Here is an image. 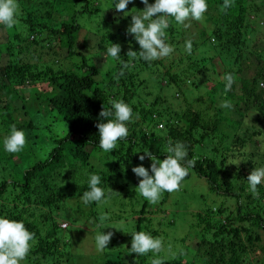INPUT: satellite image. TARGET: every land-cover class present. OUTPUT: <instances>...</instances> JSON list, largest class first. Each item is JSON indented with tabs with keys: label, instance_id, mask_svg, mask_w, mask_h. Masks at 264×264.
<instances>
[{
	"label": "trees",
	"instance_id": "1",
	"mask_svg": "<svg viewBox=\"0 0 264 264\" xmlns=\"http://www.w3.org/2000/svg\"><path fill=\"white\" fill-rule=\"evenodd\" d=\"M74 1L17 0L16 25L12 29L0 25V31L6 36L5 41H0V88L11 87L17 97L24 98L23 90L28 91L42 82L40 86L45 84L49 90L43 109L49 108L67 127L62 137L50 143L46 156L21 170L18 177L14 178L10 169L3 173L4 168H0V217L22 221L34 234L30 252L21 264H57L62 257L65 262L69 259L71 236L68 232L72 227H58L49 217L57 211L55 207L62 199V190L72 187L82 194L87 190V184L81 185L80 175L76 173H70L71 181L55 190L69 167L94 169L101 178L98 186L104 190L105 197L113 192H124L133 201L139 178L131 169L143 164L150 171L151 165L150 158L140 161L139 155L148 150L162 160L166 158L169 141L182 142L187 158L195 159V166L188 170L186 178L193 172L222 199L217 206L193 215V224L210 232L199 236L194 248L197 260L188 264H264V183L257 186L259 195L253 196L247 182L252 170L264 167V150L259 149V137L264 135V47L259 45L264 43V0H234L233 6L224 12L220 10L223 0H206L208 12L204 20L188 21L193 32L190 27L184 28L169 18L165 42L174 52L152 62L126 56L129 48L140 50L126 30L131 23V13H139L145 7L141 0H131L127 13L102 14L108 32L100 35L99 43L121 46L120 59L107 58L108 66L104 71L94 63L93 54L103 51L106 55L108 46L93 50L86 44L85 34L83 44L77 47L80 25L76 19L83 13L98 14L105 1L111 10L118 0H86L84 8L64 16L62 11L73 7ZM154 2L149 0L150 4ZM189 40L191 54L184 50V55L182 44ZM201 47L207 54L198 58L196 51ZM165 59L167 64L163 62ZM121 61L129 63L130 67L124 69V75L117 80L114 77L122 68ZM218 62L225 69L221 78L206 86L203 94L195 93L202 71L215 74ZM226 73L235 77L227 92ZM97 75L101 80L96 79ZM161 79L166 80L165 85L160 84ZM184 82L191 84L193 90L183 88ZM166 86L176 92L169 97L161 94ZM217 95L236 106L233 116H223L216 104ZM113 100L127 103L134 119L127 124L128 137L118 141L116 149L104 152L99 146L96 125L103 119L99 117L102 107L111 109ZM17 111L18 108L11 109L8 103L0 106V125L9 131L12 125L22 131H37L34 122L44 118L43 113L34 114L21 124L17 121ZM251 115V127L247 128L245 120ZM223 122L229 124L232 133L224 129L218 133ZM225 140L230 143L226 144ZM28 149L35 154L34 148L28 147L26 151ZM6 156L10 160L14 153L6 152ZM96 157H100L106 170L91 164V159ZM25 158L31 157L25 155ZM230 159L241 162L238 166L229 165ZM113 167L118 171L117 176L124 175L121 178L124 184L113 182ZM107 189L112 190L106 194ZM144 200L140 201V210L134 209L133 202L128 200L136 215L133 231L155 237L157 230L149 228L154 223L155 211L145 213L148 203ZM89 206L95 216L93 208L97 203ZM44 207L50 210L41 212ZM68 212L63 210V215L70 216ZM76 220L75 217L73 221ZM58 232H65L64 240ZM124 239L118 237L116 246V240L110 244L113 250L105 251L99 264H151L156 256L162 258L164 264L174 262L175 255L171 256L169 250L162 249L159 254L130 253L132 237L128 242ZM59 243H68L66 253L56 251L55 245ZM257 251L261 254H256ZM125 252L129 253L127 259Z\"/></svg>",
	"mask_w": 264,
	"mask_h": 264
},
{
	"label": "rangeland",
	"instance_id": "2",
	"mask_svg": "<svg viewBox=\"0 0 264 264\" xmlns=\"http://www.w3.org/2000/svg\"><path fill=\"white\" fill-rule=\"evenodd\" d=\"M85 5L86 0H76L74 1L73 7L63 10L62 14L64 16L69 15L73 12V10H80V8H84ZM109 9L110 8L108 5H106L105 1L101 5L100 12L98 14L90 15L83 13L77 16L76 22L80 25L77 47H80L81 44H83L85 34L87 35L86 44L88 46H92L93 50H103V48L108 46L106 43H102V45L99 43L100 35L108 32V30L105 28L104 22L101 19L102 14L105 13L108 15L109 13H120L117 12L114 7H111V10ZM190 31H194L192 27H190ZM5 40L6 36L2 30L0 31V41ZM259 45L264 47V43H260ZM182 47V52L185 55V45L182 44ZM204 50L205 49L201 47L198 51H196L198 58L206 53ZM105 57L106 55L103 51H98V53L93 54L94 63L98 68L101 69V71H104L108 66V62L106 61ZM163 62L167 64L168 61L165 59ZM216 70L217 72L215 74L209 73L207 70L202 71L200 75V82H198L196 88L192 87V85L187 82H184L182 87L188 89L194 88L196 90L195 93L201 95L207 89L206 86H211L213 83L212 81H214L216 78H221L225 69L224 66L218 62ZM96 79L101 80L99 75H97ZM164 81L166 80L161 79L160 84L165 85ZM8 83L11 85L13 82ZM40 84H42V82H38L37 85L31 86L30 90L28 91L23 90L22 94L24 98L17 97L16 90L11 87L8 90L0 88V106H2L4 103H8L11 109L18 108L17 121L19 123L22 124L30 116H33L37 113H43L44 115V118H39L34 122V124L37 126V131H23L26 136L25 149L19 153H14V156L10 160L7 159L6 151L4 150L3 145V139L5 136L10 134V131L6 129V126L0 125V168H4L3 173L10 169L13 172L14 178L18 177L21 170L32 165L36 160L43 159L50 149V143L53 142L55 138L62 137L67 131L65 123L63 121L60 122L57 116L53 114L49 108L43 109V104L46 102L45 94H47L49 90L45 87V84L41 86ZM173 92L176 91H174V88L169 86H166L164 90H161V94H164L165 96L167 95V97L171 96ZM181 94L182 93L179 94L178 98L181 97ZM215 99L217 107L221 108V113L224 117H230L236 113V106H234V104L230 102L232 107L225 108L221 106L222 102L225 101L221 96L217 95ZM22 104L25 106L23 107ZM251 122L247 124V128L251 127ZM228 125L229 124H224V122L220 124L218 133L221 134V132H223L222 129H224L226 133H232ZM159 127H161V125ZM244 127H246V125H244ZM259 127L261 126L259 125ZM220 136L222 135H219V137ZM259 140V149L262 152L264 148H262L261 145H264V135H261ZM225 142L226 144L230 143L227 140H225ZM28 147L34 148L35 154L31 152L30 149L26 151ZM25 155H29L31 158L27 159L25 158ZM91 164L97 168H104V170H106L104 164L101 163L100 157L91 159ZM70 173H76L80 175L81 185L87 184L90 175L98 174L97 171H94V169L91 170L90 167H69V170L66 172L67 175H63L61 177L62 181L58 186L55 187V190H59L62 185L71 181ZM112 174L113 182L116 184H124V181L121 179L124 175L120 174V176H117L118 171L114 167L112 168ZM74 176L75 181H77V176ZM74 183L77 184V182ZM71 188L69 187L65 191L62 190V199L55 207V210L57 211H54L53 214L49 216L55 220L54 222L58 227H61V224L64 225L66 223L68 224V227H72V229L68 232L71 236V249H68V243H59L55 245L56 251L63 250V252L66 253L68 249L71 252V254H69V259L65 262L64 258L62 257L57 264H99V258L104 255L105 251L107 252L110 249L113 250V247L118 244V240H116L118 237H125V242H128V239L131 238L129 235H131V232H133V224H135L133 219L136 216L133 214L132 209L134 207V209L140 210V201L144 198L137 192L136 198L132 201L131 196L126 197L124 192H113L111 195L104 197V199L97 203V206L93 208L96 209V214L94 216V214H91L92 208L89 205H84L81 201L80 197L82 196V193H80V191L77 189ZM109 190L112 189H107L106 194ZM53 196H51V198ZM128 200L133 202V207L132 202L130 203ZM144 201L147 200L145 199ZM221 201L222 199L217 194L210 191L207 182L195 175L193 172H191L188 178L182 181L181 187L178 191L172 193L164 192L162 194V198L156 204H149L147 201L148 207L145 213H147L149 210L155 211L153 212L154 223L149 225V228L157 230V234L154 238H159L162 240L163 250H169L171 256L175 255L173 257V264H188L192 260H197L194 248L196 247L199 238L202 237V235L205 236V234H208L210 231L208 230L206 232V230H204L201 225L197 226L196 224H193V215L198 211L204 210L205 208L217 206ZM49 210V208L44 207V210L41 212L44 213ZM63 210L64 212L65 210L69 211L68 213L70 216L66 217L63 215ZM100 216L107 217V219L104 221V227L100 226ZM75 217L78 219L76 222L73 221ZM48 221L50 224L51 221ZM103 231H111L113 236L110 240L108 248H106L103 252H97L95 249L94 237L97 232ZM57 235L61 239H65V232H62V234L58 232ZM124 241L123 243L119 241V244H125ZM112 243L115 244L113 247L110 246ZM163 250L161 252H163ZM169 253H166V255H169ZM128 254V252H125V259L128 258ZM256 254L260 255L261 253L259 254V251H257ZM170 255L169 257L171 258Z\"/></svg>",
	"mask_w": 264,
	"mask_h": 264
},
{
	"label": "clouds",
	"instance_id": "3",
	"mask_svg": "<svg viewBox=\"0 0 264 264\" xmlns=\"http://www.w3.org/2000/svg\"><path fill=\"white\" fill-rule=\"evenodd\" d=\"M131 0H118L114 3L117 12L127 13V6ZM145 5L139 13H131V23L127 28V33L132 35L139 44L140 50L134 51L131 48L126 56L131 59L137 57L146 62L169 57L174 48L167 44L166 29L170 26L169 18H173L177 25L184 28L190 27L191 20L203 21L204 14L207 12L208 4L206 0H141ZM234 0H223L220 8L222 12L233 6ZM19 5L17 0H0V25L7 29H12L17 23ZM192 43L187 41L185 51L191 54ZM121 46L113 43L106 48V57L112 60L120 59ZM122 68L114 77L119 79L124 75V69H128L130 64L121 61ZM225 92L231 90L235 77L232 73L224 75ZM111 109L102 107L99 112L100 122L97 123L99 134V146L104 152H110L117 148V142L126 139L129 134L128 122L133 121L132 108L120 100L111 101ZM222 107L231 108L228 101H223ZM255 114V113H254ZM252 114V115H254ZM252 115L245 120V124L251 122ZM109 117H112L109 119ZM138 119V116L136 117ZM4 150L8 153H19L26 145V136L22 130H18L15 125L10 128V134L3 139ZM264 148V145H261ZM167 155L164 159H158L150 151H144L139 155V160L144 161L146 157L151 159L150 171L143 164L134 166L131 170L139 178L136 190L139 195L146 199L150 204H156L162 198L164 192L172 193L178 191L182 181L187 177L188 170L195 166V159H188V152L182 142L177 141L173 144L168 142L166 149ZM241 160L230 159L227 164L239 165ZM151 173V174H150ZM100 176L90 175L87 182V190L80 197L84 205L93 202L99 203L105 197L104 190L99 187ZM249 191L253 196H258L257 186L264 183V167L255 168L247 177ZM105 216H100V226L104 227ZM61 224L66 227L68 224ZM120 230V229H119ZM113 236L109 232H97L94 241L97 252H103L110 243ZM130 253L136 255H146L151 252L159 254L163 249V242L159 238H154L143 231L131 232ZM34 234L30 232L22 221L10 220L0 217V264H21L30 252L31 242ZM151 264H164L159 256L151 260Z\"/></svg>",
	"mask_w": 264,
	"mask_h": 264
}]
</instances>
